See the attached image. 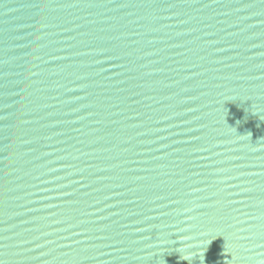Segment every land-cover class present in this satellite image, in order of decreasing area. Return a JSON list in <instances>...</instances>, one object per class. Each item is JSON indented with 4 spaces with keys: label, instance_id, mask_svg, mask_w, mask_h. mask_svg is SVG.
<instances>
[{
    "label": "water",
    "instance_id": "water-1",
    "mask_svg": "<svg viewBox=\"0 0 264 264\" xmlns=\"http://www.w3.org/2000/svg\"><path fill=\"white\" fill-rule=\"evenodd\" d=\"M0 264H264V0H0Z\"/></svg>",
    "mask_w": 264,
    "mask_h": 264
}]
</instances>
